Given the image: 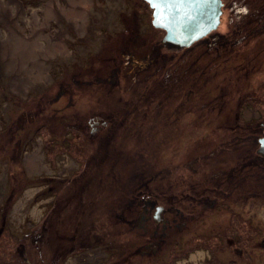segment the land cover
<instances>
[{
  "label": "rangeland",
  "instance_id": "obj_1",
  "mask_svg": "<svg viewBox=\"0 0 264 264\" xmlns=\"http://www.w3.org/2000/svg\"><path fill=\"white\" fill-rule=\"evenodd\" d=\"M222 1L221 24L214 34L227 36L230 41L225 50L227 55L214 58L211 50L202 54L201 59L191 67L193 79L202 77L201 70L205 71L208 101L217 102V107L221 108L202 112V102L197 105L195 95L190 102L192 115L182 116L185 107L178 104L183 98V91L163 96L162 100L171 99L169 104L174 103L176 108L179 106L180 111L176 112L173 107L174 115H169V120L163 119V114L159 118L154 116L155 122L152 117L145 122L138 118L136 124L146 125L140 131L128 132V137L115 151L122 152V156L128 159L135 158L119 166L111 163L116 157H108L111 160L108 163L112 167L115 165V173L120 175L110 174L109 179H103L104 175L97 177L96 169L93 171L87 165L83 166L78 159L80 147L74 142L78 136L70 129L74 124L59 126L62 122H73L55 117L53 109L59 105H53V108L46 106L43 112V104L48 98L58 96L64 69L69 75L73 69L88 72V67L96 71L95 75H100L104 69L107 73L108 67L101 63L103 53L98 57L95 52L104 46L106 40H115L113 33L118 26L121 28L118 22L129 20V27L134 31V18L138 17L144 24L139 28L143 35L130 42V33L125 34L113 44L110 53L119 61L120 51L138 50L143 46V40L146 44L137 54L140 56L148 52L151 41L156 43L163 37L162 31L150 26L152 11L143 0H17L22 9H19L21 14L18 11L15 16L17 5L4 0L0 7L4 11L10 9L11 14L8 20H4L0 13V264H159L139 252L140 239L129 227L119 223L122 219L135 220L136 192L140 185L154 188L155 184H159L162 177L157 175L165 176L164 185L159 184L164 201L168 202L170 192L166 190L169 179L179 177L180 182L185 179L188 184L178 187L191 190V193L207 184L211 198L207 211H203V206L195 208L193 204L190 211L197 217L191 215L187 226L168 239L170 243L163 250L168 255L165 254L164 264H252L255 261L249 256L252 249L248 244L253 234L251 226H256L249 222V208L234 206V210L222 204L223 214L220 204L211 205L214 198L221 197L215 191L223 189L227 175H244L246 172H253L255 177L264 175V161H256L257 140L262 133L252 136L244 129L233 128L236 123L245 125L246 120L254 117L250 111H245L242 116L240 110V117L235 120L239 100L241 109L251 107L253 111L262 113L264 120V47L261 51H253L250 44L232 42L235 37L231 31L233 12L237 6L246 7L248 3ZM73 4L75 6L71 10ZM49 6H53V13L49 11ZM251 6L248 13L256 14L259 10L263 23L264 1L258 3L256 0ZM83 11L87 14L81 24L79 17L84 15ZM241 11L247 15L244 7ZM147 27L148 33L145 34ZM10 30L20 38L14 37L11 41L13 46L3 48ZM194 47L192 53L198 50ZM32 51L40 53L42 66L34 67L42 69V72L28 79L23 72L19 74L14 64L28 63L33 55L28 53ZM184 53H172V61L182 58L188 63ZM28 65L31 66V63ZM152 70L139 73L135 78L139 80ZM121 71V76L125 75V69ZM189 74L187 71L185 76ZM133 75L122 78L135 84ZM182 75L181 71L176 72V81H183ZM198 81L200 84L193 87L199 94L197 89L205 83V79L202 77ZM255 88H260V91ZM127 94L125 85L121 92L114 90L109 99L98 100V107L109 102L113 111L123 108L120 101L127 98ZM132 95H128V101L134 99ZM252 95L257 99L253 100ZM75 103L74 109L68 110L70 121L75 117L80 119L96 107L91 100L82 99ZM225 108L226 115L218 118V110ZM23 111L34 114L36 125L17 122L18 115ZM68 111H62V116L65 117ZM119 113L120 110L114 112ZM45 118L48 119L47 131L43 130ZM122 139L124 137L120 132L116 133L115 140ZM238 139L245 142L237 143ZM36 150L43 157V167L30 172L25 163L26 157ZM103 150L109 148L104 147ZM109 171L112 172L110 168ZM218 179H222L223 185L217 189ZM240 193L241 188H238L236 194ZM60 194L66 196L62 199ZM191 196L199 198L194 194ZM164 205L168 206L166 202ZM262 215L264 211H261ZM256 229H261V226L257 225ZM226 238L234 239V249L224 241ZM235 249H240L242 253H234ZM83 255L86 257L78 260ZM256 255L255 264H260L262 255Z\"/></svg>",
  "mask_w": 264,
  "mask_h": 264
},
{
  "label": "flooded vegetation",
  "instance_id": "obj_2",
  "mask_svg": "<svg viewBox=\"0 0 264 264\" xmlns=\"http://www.w3.org/2000/svg\"><path fill=\"white\" fill-rule=\"evenodd\" d=\"M243 1L248 3L246 7L243 6L247 11V15L241 11L243 7L239 6H237V9L235 10L236 13L233 12V29H231V31L235 37L232 42H234V44L245 42L246 45H252L253 51H261V48L264 47V21L262 23V19H260L258 12L259 10L256 14L248 13V10H251L252 8V2L255 4L256 0H239V3ZM258 3H260V0H258ZM223 7L224 5L222 1V8ZM235 17L241 20H237ZM234 20L237 21L234 23ZM124 21L118 22V25L120 24L121 28L118 26V28H116V32L113 33L115 40H106L104 42V46L95 52V55L98 57H100L101 53H103V59L101 63H103V66L105 65V67H108L107 73L104 69L100 75H95L96 71L92 67H88L89 71L83 73L79 72L78 69L72 68L73 70H71L73 72L69 75L64 69V73L61 76V84H59L58 96H55L54 98H48L46 101L47 103L43 104V112L47 109V107L53 108V105H59L53 109V111H56V114L54 113L55 117L60 116L62 121L66 119L69 122H73L70 124L67 122H62L59 126L67 127V125L74 124L72 127H70V129H72L74 134L78 136V139L74 140L75 145L80 147V150L77 153L78 159L82 162L83 166L87 165L93 171L96 169L98 171L97 177L98 175H104L103 179H109L110 174L120 175V173H115V165L121 166L122 162L123 164H127L129 161H132L135 158L128 159L127 156H122V152H120V154L119 152L115 151L119 147V144L128 137V132L140 131L142 127L146 125V123L136 124L138 118H140V121L145 122V120H148V118L152 117L153 122H155L154 116L159 118L160 115L163 114V119L169 120V115H174L173 107L177 109L176 112L180 111L179 106L176 108L174 103L169 104L171 99L162 100L163 96L171 94L175 95L177 92L181 94V91H183V98H181L182 101L180 100V103L178 104L181 105V107H185L182 116H186L188 114L190 116L192 115V113L189 111L192 106L190 102L192 96L195 95L197 99V105L202 102L200 111L205 112L207 109H213L214 111L216 108H221V106L217 107V102L208 101V95L207 92H205L206 84L208 83V77L205 74V71L201 70V75L205 79V83L202 81L203 85L197 89L199 94L194 91L193 85H197L199 83L198 80H201L202 77L200 76L198 79H193L191 77V67L196 63L197 60L201 59L202 54H208L211 50L214 52V58L220 59L224 55H227L225 54V50L228 49L227 47L230 42L228 41L227 36L225 37V34H214V31L187 48H175L172 46L163 45L161 41L165 35V32L154 28L152 26L151 20V28L163 32L162 39L156 43L151 41L152 43L147 49L148 52L143 53L140 56L137 54V52L138 50H142L146 44V40L142 41L143 46H140L138 50H128L127 52L122 53L120 51L121 55L119 56L118 61L117 58L110 53L113 44H115L118 39H121L125 34L128 33H130L131 36L130 42L135 41L137 38H139L138 36L143 35V31L139 30V28L141 29V24H143V22L142 20L139 21L138 17L134 18V31L131 29V27H129V20L127 21L128 23ZM220 24L221 21L219 22V25ZM123 25L126 26V30L124 29ZM138 31H140V33ZM144 33H148V27ZM128 42L129 40L127 43ZM198 43L201 45H198ZM193 46H196L194 49L198 47V50L196 49L197 51L192 53ZM103 49L104 51L102 52ZM182 51L185 52L184 56L187 58L188 63H186L182 58H180L178 61H172L171 57L174 56L171 54ZM262 51H264V49ZM252 61L253 60H250V62ZM122 68L125 69V75L123 76H121ZM151 68L154 70L141 77L139 80L138 78H135L139 73H143L144 71L148 72ZM179 71H181V75L183 72L184 75L182 76L184 78L183 81L181 80L178 82L176 81V72ZM187 71L190 74L186 77L185 73H187ZM131 74H134L133 79L135 84L132 82L127 83L126 80L122 78ZM141 81H143V83L140 86L139 84ZM262 84H264V82ZM125 85H127L128 94L127 98L124 97L123 101H120V104H123V108H118V110H120L119 114H114V112L117 113L118 110L116 109V111H113L109 102L105 103V105H107L106 107H104V104L102 107H98V100L109 99V96L114 90L121 92V89L125 88ZM256 90L260 91V88H257ZM130 93L133 94L132 96H134V99L128 101V95ZM251 97L253 100L257 99L254 95ZM42 98L43 100H46L44 97ZM40 99L41 98H39V100ZM82 99L84 101L91 100L93 106L98 108L93 107L88 114L82 115L80 119L75 117L74 120L70 121L69 116L71 114L68 110L74 109L76 105L75 102H80ZM213 104L214 107H212ZM236 108L238 109L234 116L236 121L240 117V110H242V116L245 111H250L252 115H254V117L245 121V125L236 123L233 125V128L244 129L252 136H255L256 133H262V136L257 140L258 147L256 148V161H264V155L259 153L260 145L258 144V141L264 137L263 114L253 111L251 107H247L246 110L241 109L242 103L240 100L236 105ZM62 111H68L65 117L62 116ZM223 114L226 115V108L218 110V118ZM45 119L46 122H44ZM45 119L43 120V130L46 129L47 131L48 119ZM17 122L22 123V125L26 124L32 126L35 123V116L31 111H23L18 115ZM34 125H36V123ZM118 132H120L124 139L119 141L115 140L116 133ZM239 141H243L242 143L245 142L244 139H238L237 143ZM104 147L109 148V150H103ZM116 153L120 155H115ZM108 157H116V160L111 162ZM108 162L116 164L112 167ZM246 165H243V167ZM255 166L256 162L252 165V168L254 169ZM109 168L112 170V172L109 171ZM254 175L253 172H246L244 175H227L224 181L225 185L223 189L215 191V194L221 195V197L218 198L219 200L214 198L211 201V205L214 206L220 204L221 209H223L221 206L222 204L223 207L230 209L232 208L234 210V206H237L238 208L241 206L242 208H245L247 206L249 208V222L256 225L251 226L253 228V234L251 233V237H249L248 240L249 247H252L249 256L255 260L252 261V264H255L257 256L256 254L260 253L262 255L260 257V264H264V226H262L264 225V216H261V211H264V197L261 198L264 195V175H258L257 177ZM157 176L162 177L158 183L163 186L166 182L164 178L165 176ZM169 180V185L166 190L167 193L170 192L168 202L163 200L164 193L161 191L159 184H155L154 188H147L145 185H140L136 192V199H134V204H136L135 220L130 221L122 219L119 221L121 225H124L127 228L129 227L130 231L134 232L137 238L140 239L141 245L139 247V252H141L142 255H148L150 259H153L152 262L156 260V262H159V264H164L162 261L164 260L165 254L168 257L167 252L165 253L163 251L165 249V245L170 243L168 239L174 236L177 230L179 231L189 223L190 217H192L191 215L194 214L190 211L193 204L195 208L203 206V211H207L208 201L211 199L208 196L209 190L206 187L207 184H205L203 188H195L196 192L191 193V190H182L181 187H178L179 185H187V180L183 179V181L180 182V177ZM149 182H151V180L148 181L147 184ZM221 182L222 179L221 181L218 179V182L216 183L217 189L223 185ZM238 188H241L240 195L246 194L244 197L236 194ZM210 193L213 194V191H210ZM191 194L199 196V198L192 197ZM64 196H66V194H60L62 199ZM88 202L90 204V201ZM164 202H166L168 206L164 205ZM230 211L232 212V210ZM221 212L225 214L224 209L221 210ZM193 216L197 217L195 215ZM200 216H202V219L204 212L203 215ZM233 219H235V217ZM257 225L261 226L262 230H257ZM224 241L230 245L231 249H234V239L226 238ZM234 253L239 255L242 252L240 249H235ZM157 256H160L159 259ZM174 260L175 258L172 260L173 263ZM217 263H219V261Z\"/></svg>",
  "mask_w": 264,
  "mask_h": 264
},
{
  "label": "water",
  "instance_id": "obj_3",
  "mask_svg": "<svg viewBox=\"0 0 264 264\" xmlns=\"http://www.w3.org/2000/svg\"><path fill=\"white\" fill-rule=\"evenodd\" d=\"M152 11V26L165 32L163 45L187 48L217 30L221 0H143ZM264 155V137L258 141Z\"/></svg>",
  "mask_w": 264,
  "mask_h": 264
},
{
  "label": "bare ground",
  "instance_id": "obj_4",
  "mask_svg": "<svg viewBox=\"0 0 264 264\" xmlns=\"http://www.w3.org/2000/svg\"><path fill=\"white\" fill-rule=\"evenodd\" d=\"M9 1H11V2H13L14 4H16L17 6H16V14H15V16H17V14H19V9L21 10L22 8H21V5L17 2V0H9ZM3 2H4V0H0V5H2L3 4ZM94 2H95V0H94ZM71 3H73V2H71ZM75 5L73 4L72 5V8H71V10L73 9V7H74ZM10 10V9H9ZM9 10H7V11H4L3 10V8H1L0 7V13H1V17H2V14H3V16H4V20H8V17L10 16V14H11V10L9 11ZM19 11V12H18ZM49 11L50 12H52L53 13V6H49ZM7 13V15H6V13ZM71 12V11H70ZM81 13H83L84 15L83 16H80L79 18H80V20H79V22L81 23V24H83V22H84V20H85V14H87V11H83V12H81ZM20 14H21V12H20ZM9 15V16H8ZM34 19L36 20V15L34 14ZM35 21H33V23H34ZM39 30H41V28H39ZM14 37H17V38H20L17 34H16V32L15 31H12V30H10V31H8V40L6 39L5 41H4V46H3V48H10V47H12L13 46V44L11 43V41L14 39ZM33 54V55H32ZM28 55H32V58L31 57H29L30 59H28V63L26 62V63H21L20 65H18V64H14V66H16L15 68H18V70H19V74L20 73H22L23 72V74H25V75H27L28 76V79H32V76H35L36 75V73L37 74H41V72H42V69H37L36 70V67H34V65H38V66H42V63L39 61V58H40V53L38 52H35V51H32L31 53H28ZM29 62L31 63V66H29L28 64H29ZM13 66V67H14ZM42 160H43V157H42V155L39 153V151L38 150H36V151H34L33 153H31V154H29V155H27V157H26V161H25V163H26V166H27V168L29 169V171L30 172H36V171H39V170H41V168L43 167V162H42ZM1 180V179H0ZM86 256L85 255H83V256H81V257H79L78 258V260H82V259H84Z\"/></svg>",
  "mask_w": 264,
  "mask_h": 264
}]
</instances>
